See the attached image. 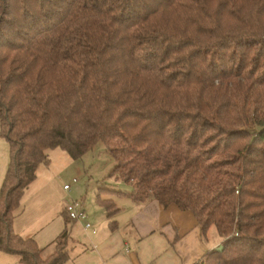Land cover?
Listing matches in <instances>:
<instances>
[{
	"label": "trees",
	"instance_id": "1",
	"mask_svg": "<svg viewBox=\"0 0 264 264\" xmlns=\"http://www.w3.org/2000/svg\"><path fill=\"white\" fill-rule=\"evenodd\" d=\"M0 136V251L24 264H62L73 221L48 252L12 232L37 167L97 143L131 200L213 228L193 264H264V0H0Z\"/></svg>",
	"mask_w": 264,
	"mask_h": 264
},
{
	"label": "crops",
	"instance_id": "2",
	"mask_svg": "<svg viewBox=\"0 0 264 264\" xmlns=\"http://www.w3.org/2000/svg\"><path fill=\"white\" fill-rule=\"evenodd\" d=\"M59 155L62 159L67 156L62 150ZM8 161V144L0 136V186ZM39 177L37 167L34 179L11 211V229L49 251L64 228L68 196L63 188L58 192ZM130 190L131 185L114 178L95 182L86 197L85 221L89 228L85 230L82 221H68V258L62 264H193L217 245L218 241L202 240L190 211L173 204L162 207L151 198L133 201L127 197ZM101 200L108 201L109 210ZM76 222L86 231L85 242L72 238L71 227ZM0 264L24 263L15 254L0 251Z\"/></svg>",
	"mask_w": 264,
	"mask_h": 264
},
{
	"label": "rangeland",
	"instance_id": "3",
	"mask_svg": "<svg viewBox=\"0 0 264 264\" xmlns=\"http://www.w3.org/2000/svg\"><path fill=\"white\" fill-rule=\"evenodd\" d=\"M59 150H56L54 153L51 150L47 151L48 162L46 165L38 166V170L40 171L39 178L40 180H44L46 185H51L58 192H62L64 184H69L68 191L63 189V192L66 191L68 196L67 202H77L86 214L87 195L90 194L95 182L107 181L106 175L111 169L113 161L99 143L76 160H72L65 155V159H62V155L61 157L60 155L57 156ZM72 178H75V182H71ZM106 208L110 209L109 204L106 205ZM71 228L73 240L83 242L86 237V231L78 225V222L73 224ZM213 233L214 230L210 227L207 232V241H211Z\"/></svg>",
	"mask_w": 264,
	"mask_h": 264
},
{
	"label": "built area",
	"instance_id": "4",
	"mask_svg": "<svg viewBox=\"0 0 264 264\" xmlns=\"http://www.w3.org/2000/svg\"><path fill=\"white\" fill-rule=\"evenodd\" d=\"M71 182H75V178L71 179ZM70 185L69 184H64L63 189L68 191ZM64 212L66 216L73 221H82L84 225V229L89 228V223L85 221V213L84 211L79 207V204L75 201L67 202L64 205Z\"/></svg>",
	"mask_w": 264,
	"mask_h": 264
},
{
	"label": "water",
	"instance_id": "5",
	"mask_svg": "<svg viewBox=\"0 0 264 264\" xmlns=\"http://www.w3.org/2000/svg\"><path fill=\"white\" fill-rule=\"evenodd\" d=\"M213 250L214 251H220L221 250V245L214 247Z\"/></svg>",
	"mask_w": 264,
	"mask_h": 264
}]
</instances>
